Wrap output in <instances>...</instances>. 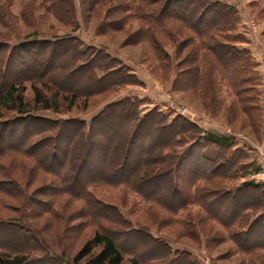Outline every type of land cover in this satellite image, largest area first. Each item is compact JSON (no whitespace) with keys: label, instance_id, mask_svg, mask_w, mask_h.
I'll return each instance as SVG.
<instances>
[{"label":"trees","instance_id":"1","mask_svg":"<svg viewBox=\"0 0 264 264\" xmlns=\"http://www.w3.org/2000/svg\"><path fill=\"white\" fill-rule=\"evenodd\" d=\"M47 2L55 18L72 30L78 28L74 0ZM79 4L88 18L103 15L100 32H125L127 44H142L153 53L168 44L176 46L177 57H182L174 79L177 90L201 94L205 107L217 111L223 107L218 100L226 89L232 94L227 120L259 122V76L250 51L240 46L244 38L237 31L235 9L211 0H79ZM25 39L12 46L0 43L3 209L16 212L19 205L29 206L30 218L63 221L56 210L60 198L83 205L74 215L85 220L76 225V233L83 224L96 229L77 249L74 264H123L125 256L127 264H197L190 253L172 251L154 238L146 226L132 228L115 205L93 192L97 188H121L140 198L148 211L166 214L164 223H173L193 240L198 236L186 224L200 225L208 233V243L227 238L240 253L264 252V184L248 180L228 187L229 181L245 176L247 168L240 165L244 153L234 149L228 137L210 133L203 139L189 122L179 117L168 120L155 110L140 115L139 102L130 98L108 103L89 123L37 115L59 114L77 100L85 109L89 99L138 81L120 61L84 47L75 36ZM28 85L31 100L25 98ZM12 135H19L16 142ZM210 147H215L213 156L204 151ZM88 160L94 173L82 176ZM188 162L193 163V172L181 178ZM259 170L256 166L251 174ZM154 182L158 188L151 186ZM8 200L20 203L14 207ZM221 205L227 206L222 212L217 210ZM193 206L200 215L187 212L178 221L177 216ZM124 228L126 237L144 238L156 251L140 255L123 249L114 234ZM34 246L27 229L0 217V264H50L44 256H32L40 252Z\"/></svg>","mask_w":264,"mask_h":264},{"label":"rangeland","instance_id":"2","mask_svg":"<svg viewBox=\"0 0 264 264\" xmlns=\"http://www.w3.org/2000/svg\"><path fill=\"white\" fill-rule=\"evenodd\" d=\"M211 1L235 9L239 16L237 31L244 38V42L240 46L250 51L256 64L254 70L258 72L259 76L256 92L259 94L260 111L258 115L260 120L257 124L251 125L252 123H248L247 120H244V124L242 119L227 120L226 108L232 94H229L226 89H223L220 94L221 99L218 100L223 107L214 111V109L205 107L201 94L174 88L176 66L179 59L182 58L177 57L176 46L168 44L163 51L153 53L150 48L142 44H127L125 32L102 33L99 31L98 25L103 15L97 17L95 14L93 18H88L86 14H82L83 9L79 0H74L76 3L74 21L79 24L76 30H72L69 24L66 25L54 17L50 10L51 5L47 0H0V43L12 46L26 40L25 38L28 36L37 39H51L53 36L69 34L82 41L84 47H92L96 51L103 52L105 55L120 61L138 81L135 85L124 86L116 91H110L89 99L85 109H83L82 101L77 100L73 107L69 110L62 108L63 111L59 114L50 111H38L37 115L48 118L79 119L89 123L108 103L117 102L123 98L134 99L139 102L140 115L155 110L168 120L179 117L189 122L203 139L210 133L228 137L234 149H239L244 153L246 158L240 160V165L247 167L244 170L245 176L229 181L228 187L238 186L243 181L248 180L264 184V0ZM12 74L13 71L10 70L8 76H12ZM32 97L33 92L28 85L25 98L31 100ZM32 126L29 125L28 130ZM16 136H11L12 142L17 141L19 137ZM204 151H208L213 156L215 147L207 148ZM134 152L136 151L134 150ZM134 156L133 154L132 157ZM130 160L127 163H130ZM256 166L260 170L251 174ZM193 168V163L185 164L182 172H180L181 178L192 173ZM92 170L90 160H88L80 174L82 176L93 174ZM151 186L158 188V184L155 182ZM163 186L165 185L163 184ZM93 192L103 200L115 205L124 220L130 223L132 228L140 225L146 226L154 238L164 241L172 251L190 253L192 262L197 264H260L264 261L263 251H255L252 254L240 253L227 238L223 242L217 241V243L214 242V239L208 243L206 240L208 233L202 230L200 225L191 227V225L186 224L188 225L187 229H192V233L198 236V239L193 240L195 237H187L173 223L168 221L164 223V220L168 218L166 214L164 215L162 212L157 214L152 209L148 211V206L142 203L140 198L127 195V192L121 188H97ZM168 195L170 193L166 191V196ZM66 200V197H62L56 204L58 214L65 218L63 221L52 219L49 216L30 218L29 206L24 207L19 205L20 202L10 200L8 201L12 206L19 205L17 211L3 209L0 202V217L7 223L17 225L19 229L20 227L27 229V232L34 237V247H38L40 252L32 255L33 257L44 256L45 259L51 260L50 264H74L73 256L77 249L85 239L93 234L96 226L83 224L84 229H81V232L79 231L77 234L76 225L85 220L82 215L76 218L74 215L83 205L79 202L67 203ZM229 202L230 200H227L225 204ZM226 207L221 205L217 210L222 212ZM100 212L98 211V214ZM187 212L194 217L200 215L199 208L193 206L188 211L185 210L180 213L181 215L177 216L178 221H183ZM65 226L66 230H68V226L74 227L63 236V232H66ZM125 229L127 228L114 234L116 242L123 249L137 250L140 255L156 251L154 247L149 246L144 238L126 237L123 234ZM200 229L204 234L200 232ZM128 259L129 256H125L123 264H127Z\"/></svg>","mask_w":264,"mask_h":264}]
</instances>
